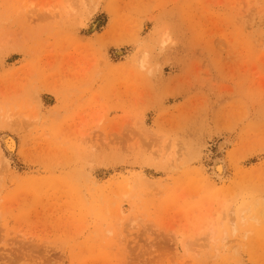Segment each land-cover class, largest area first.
<instances>
[{
  "label": "rangeland",
  "instance_id": "obj_1",
  "mask_svg": "<svg viewBox=\"0 0 264 264\" xmlns=\"http://www.w3.org/2000/svg\"><path fill=\"white\" fill-rule=\"evenodd\" d=\"M0 264H264V0H0Z\"/></svg>",
  "mask_w": 264,
  "mask_h": 264
},
{
  "label": "bare ground",
  "instance_id": "obj_2",
  "mask_svg": "<svg viewBox=\"0 0 264 264\" xmlns=\"http://www.w3.org/2000/svg\"><path fill=\"white\" fill-rule=\"evenodd\" d=\"M2 141H3V144H4L5 148L10 153H13L14 152V149H15V145H16L15 139L12 136H10V135H3ZM223 144H224L223 142L220 143V147L221 148L223 147ZM221 160L219 158H215L213 160V162H212V164H213L212 165L213 173L216 174V177H218V179L224 177V165H223L224 163Z\"/></svg>",
  "mask_w": 264,
  "mask_h": 264
}]
</instances>
